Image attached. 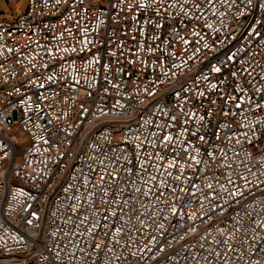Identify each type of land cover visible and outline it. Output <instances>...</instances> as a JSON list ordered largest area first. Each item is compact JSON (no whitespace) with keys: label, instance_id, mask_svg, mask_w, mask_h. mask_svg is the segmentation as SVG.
Listing matches in <instances>:
<instances>
[{"label":"built area","instance_id":"obj_1","mask_svg":"<svg viewBox=\"0 0 264 264\" xmlns=\"http://www.w3.org/2000/svg\"><path fill=\"white\" fill-rule=\"evenodd\" d=\"M0 264H264V0L0 19Z\"/></svg>","mask_w":264,"mask_h":264},{"label":"rangeland","instance_id":"obj_2","mask_svg":"<svg viewBox=\"0 0 264 264\" xmlns=\"http://www.w3.org/2000/svg\"><path fill=\"white\" fill-rule=\"evenodd\" d=\"M29 0H0V19L13 20L27 11Z\"/></svg>","mask_w":264,"mask_h":264}]
</instances>
